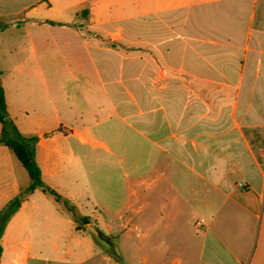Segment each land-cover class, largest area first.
Segmentation results:
<instances>
[{"label":"crops","instance_id":"obj_1","mask_svg":"<svg viewBox=\"0 0 264 264\" xmlns=\"http://www.w3.org/2000/svg\"><path fill=\"white\" fill-rule=\"evenodd\" d=\"M0 1L33 55L45 49L41 41L53 40L54 56L77 74L72 93L81 104L70 110L73 123L59 122L37 136L41 179L50 156L61 153L56 135L87 142L88 126L76 121L97 113L115 135L127 129L140 152L154 155L153 177L147 182L141 173L138 187L166 196L173 211L165 213L164 229L180 213L170 192L185 201L194 196L195 209L206 217L186 240L196 246L194 264H264V0ZM38 69L45 68L40 63ZM55 78L48 85L51 113L61 120L56 99L62 87ZM94 86L102 101L93 99ZM5 102L7 108L6 96ZM30 183L5 185L0 210ZM143 212L134 194L115 215L141 233ZM158 215L155 226L164 221ZM0 245V264H7L4 234ZM28 260L25 252L12 262Z\"/></svg>","mask_w":264,"mask_h":264},{"label":"rangeland","instance_id":"obj_2","mask_svg":"<svg viewBox=\"0 0 264 264\" xmlns=\"http://www.w3.org/2000/svg\"><path fill=\"white\" fill-rule=\"evenodd\" d=\"M4 4L0 1V84L8 102L7 117L27 138L49 132L59 122L73 123L68 116L80 99L72 93L77 74L70 73L69 62L54 56L53 40L41 41L45 49L39 56L33 55L21 25H12V17L6 15L11 9ZM40 63L45 68L43 72H39ZM54 74L62 87L56 99L61 120L51 113L53 94L48 85L53 83ZM93 99L102 101L96 86ZM76 123L88 126V141L80 143L76 138L56 135V147L61 153L50 156L46 175L41 179L43 185L35 195L23 198L25 207L6 224L3 260L13 264L16 254L26 252L27 264L196 263V246L186 240L197 233L195 225L202 229L199 221L206 217L195 209L194 196L189 195L185 201L170 192L169 197L179 200L180 213L175 224L164 229L168 219L165 213L173 211L166 196L155 188L138 187L141 173L147 182L153 177L148 165L154 155L140 152L137 140L127 129L125 135H115L109 121L97 113ZM103 146L111 152L107 153ZM29 179L14 154L0 145V191L13 180ZM134 194L140 195L144 211L141 233L124 227V221L115 215L124 201H134ZM161 213L164 221L155 226Z\"/></svg>","mask_w":264,"mask_h":264},{"label":"trees","instance_id":"obj_3","mask_svg":"<svg viewBox=\"0 0 264 264\" xmlns=\"http://www.w3.org/2000/svg\"><path fill=\"white\" fill-rule=\"evenodd\" d=\"M0 145L7 147L23 166L31 180L29 186L19 195L9 200L0 210V239L9 219L17 212L23 198L36 187L42 186L41 173L35 162L37 137H24L19 133L13 121L6 115V102L3 87L0 84ZM52 194L57 196L53 191ZM2 248L0 245V257Z\"/></svg>","mask_w":264,"mask_h":264}]
</instances>
